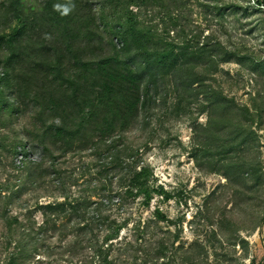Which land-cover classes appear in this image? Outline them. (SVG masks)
<instances>
[{
    "label": "trees",
    "instance_id": "obj_1",
    "mask_svg": "<svg viewBox=\"0 0 264 264\" xmlns=\"http://www.w3.org/2000/svg\"><path fill=\"white\" fill-rule=\"evenodd\" d=\"M183 3L0 1V127L10 124L14 130L19 120L24 122L13 138L2 134L10 143L0 148H8L12 156L25 145L42 150L40 161H23L17 168L26 173L19 176V182L10 178L0 182L4 229L0 248L7 254L5 264H24L27 259L50 255L55 246L41 248L55 235L58 247L72 236L69 249H89L91 264L96 259L98 264H115L110 259L113 242L127 228L128 220L120 222L112 216L113 197L120 202L141 198L145 208L154 195L171 198L163 188L151 186L153 172L140 165V147L129 142L128 134L140 116L150 115L159 97L166 100L177 94L173 107L184 112L190 102L181 106L185 100L179 94H194L196 99L213 93L206 91L204 77L215 71L211 56L217 43L209 45L210 38L180 42L183 31L177 35L178 42L170 37L179 26L177 15ZM57 4L70 5L72 10L62 15ZM155 18L160 19L161 28L160 23H153ZM66 156L93 161L71 179L56 166ZM46 162L51 171L44 167ZM90 167L99 170L92 178L86 175ZM50 176L58 182L57 195H49L53 202L41 204L37 197L31 206L23 207V202H30L26 199L18 204L25 217L20 220L11 214L23 192L42 188ZM37 212L44 219L41 225L33 218ZM154 216L157 221L166 220L159 209Z\"/></svg>",
    "mask_w": 264,
    "mask_h": 264
},
{
    "label": "rangeland",
    "instance_id": "obj_2",
    "mask_svg": "<svg viewBox=\"0 0 264 264\" xmlns=\"http://www.w3.org/2000/svg\"><path fill=\"white\" fill-rule=\"evenodd\" d=\"M183 1L176 13L179 26L170 37L177 42L180 37V42L210 38L209 45L217 43L211 56L215 71L204 77L206 91L214 94L196 99L194 94H179L185 100L181 106L190 102L184 112L173 107L177 94L166 100L159 97L150 115L140 116L131 128L129 142L140 147V165L151 168V186L163 188L171 198L154 195L145 208L141 198L120 202L114 196L112 216L128 220V226L113 242L110 259L115 264H264V0ZM214 6L219 11L212 10ZM95 9L99 11V5ZM153 23L162 26L159 18ZM23 125L19 120L14 130L10 124L0 127V147L10 143L2 134L12 137ZM41 155V148L31 145L17 147L15 156L0 148V182H19L26 173L17 168L23 161H40ZM91 161L66 156L56 166L73 179ZM49 165L44 167L51 171ZM98 171L90 167L86 175L92 178ZM50 177L42 188L23 192L11 214L22 220L25 210L18 204L26 199L30 202H23V207L37 197L41 204L53 202L49 195H57L58 182ZM156 209L166 220L155 219ZM33 218L38 225L44 220L39 212ZM3 230L0 222V235ZM56 237L41 248L55 246L50 255L24 264H91L89 249H69L72 236L58 247ZM6 255L0 248V264H5Z\"/></svg>",
    "mask_w": 264,
    "mask_h": 264
},
{
    "label": "clouds",
    "instance_id": "obj_3",
    "mask_svg": "<svg viewBox=\"0 0 264 264\" xmlns=\"http://www.w3.org/2000/svg\"><path fill=\"white\" fill-rule=\"evenodd\" d=\"M56 10L59 11L62 15H68L71 10H72V7L70 5H60V4H57L55 6Z\"/></svg>",
    "mask_w": 264,
    "mask_h": 264
},
{
    "label": "crops",
    "instance_id": "obj_4",
    "mask_svg": "<svg viewBox=\"0 0 264 264\" xmlns=\"http://www.w3.org/2000/svg\"><path fill=\"white\" fill-rule=\"evenodd\" d=\"M263 238H264V234H263Z\"/></svg>",
    "mask_w": 264,
    "mask_h": 264
}]
</instances>
